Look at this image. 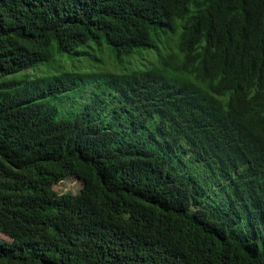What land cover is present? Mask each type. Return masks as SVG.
Returning a JSON list of instances; mask_svg holds the SVG:
<instances>
[{
    "label": "trees",
    "instance_id": "16d2710c",
    "mask_svg": "<svg viewBox=\"0 0 264 264\" xmlns=\"http://www.w3.org/2000/svg\"><path fill=\"white\" fill-rule=\"evenodd\" d=\"M0 232V264H264V0H0Z\"/></svg>",
    "mask_w": 264,
    "mask_h": 264
},
{
    "label": "rangeland",
    "instance_id": "374dc122",
    "mask_svg": "<svg viewBox=\"0 0 264 264\" xmlns=\"http://www.w3.org/2000/svg\"><path fill=\"white\" fill-rule=\"evenodd\" d=\"M142 54L145 55L144 58L153 57L152 51H149L148 49L145 50L144 53L142 52ZM144 58L142 59L145 60ZM84 60L85 59H82L80 61L83 62ZM139 63H140V60L137 58L136 54H133L130 57H126L124 61V64L127 65V67H130L134 64H139ZM97 65L95 68L98 69L99 71L104 70V69L113 70V69L118 68V65L117 66L113 64L111 65L110 62H108V60L106 59L102 60V62ZM78 68L83 69V66H81V63H80V67ZM55 187L58 188L59 191L71 190L72 192H74V191H77L78 188L80 187V181L75 177H67L63 181L55 183ZM0 237H3V234L1 232H0Z\"/></svg>",
    "mask_w": 264,
    "mask_h": 264
}]
</instances>
